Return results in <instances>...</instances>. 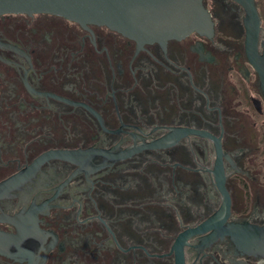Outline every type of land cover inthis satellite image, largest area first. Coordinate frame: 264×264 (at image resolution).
<instances>
[{"label": "flooded vegetation", "instance_id": "af4514ba", "mask_svg": "<svg viewBox=\"0 0 264 264\" xmlns=\"http://www.w3.org/2000/svg\"><path fill=\"white\" fill-rule=\"evenodd\" d=\"M203 2L213 35L165 43L0 16V264H264L249 13Z\"/></svg>", "mask_w": 264, "mask_h": 264}, {"label": "water", "instance_id": "95a60500", "mask_svg": "<svg viewBox=\"0 0 264 264\" xmlns=\"http://www.w3.org/2000/svg\"><path fill=\"white\" fill-rule=\"evenodd\" d=\"M239 1L248 9L247 53L264 94V55L258 52L260 18L253 0ZM6 14L57 15L83 26H106L140 43H165L193 32L209 37L214 33L212 15L203 0H0V16ZM177 264H184L181 250Z\"/></svg>", "mask_w": 264, "mask_h": 264}]
</instances>
